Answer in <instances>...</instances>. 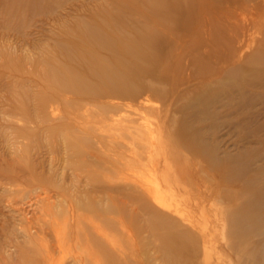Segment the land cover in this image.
<instances>
[{
	"label": "rangeland",
	"instance_id": "374dc122",
	"mask_svg": "<svg viewBox=\"0 0 264 264\" xmlns=\"http://www.w3.org/2000/svg\"><path fill=\"white\" fill-rule=\"evenodd\" d=\"M161 3L0 0V264H264L238 223L264 194V0ZM110 25L159 28L137 91L49 90Z\"/></svg>",
	"mask_w": 264,
	"mask_h": 264
},
{
	"label": "bare ground",
	"instance_id": "6f19581e",
	"mask_svg": "<svg viewBox=\"0 0 264 264\" xmlns=\"http://www.w3.org/2000/svg\"><path fill=\"white\" fill-rule=\"evenodd\" d=\"M187 1L190 2V0H170L169 2L162 0V2L165 3H161L163 5L161 7L159 4H157V6H152L150 4L149 6L152 7L154 15H158L160 12H169L172 9H175L176 11L179 10V12H185L187 10L184 7V2ZM99 28H85L83 34L80 35L81 37L79 36L80 44L83 43L81 45L82 54L80 53L79 58L83 60L87 70L85 69L81 71L69 67L60 68L57 73L51 74L52 77L57 76L58 79H60L59 82L52 84L49 80H47L48 83L45 82L47 83V88L49 90H53L54 87H56L55 85L58 84L65 91L82 97V102L98 98L106 99L111 97V94L124 96L137 91V87L135 84L131 83V79L137 76L139 78V76L151 73L150 69L147 70V68L142 67L140 59L156 61V54L153 53L152 50L154 48L156 50L157 48L156 44L158 43V39L154 33H156L159 28L156 30L155 27H153L155 30H152L153 33L149 32V35L151 36L147 39L140 38L134 40L127 37V35L123 34L119 29L117 30L115 25H110L108 27L99 26ZM104 52H109L112 61V66H109L107 63L109 67L105 71L100 68L103 65L101 58ZM123 57L130 59L129 62L126 63V59ZM126 75H128V78L125 77ZM51 87H53V89ZM43 105L45 104L41 103L40 106H38L42 108ZM124 129H130V127L126 126ZM20 137H25L23 131L18 135V138ZM188 142L190 145L193 144L191 139H189ZM72 144L77 146V143ZM212 170L215 175L222 178L220 180L221 182H230V178L226 176L227 173L225 170L223 171L221 169L220 171H216L217 169L213 167ZM246 206L248 207V212L243 214V220L238 219V223L242 228L243 233L252 235L254 232H257L258 235L255 234V236L260 238V240L264 239V194L256 199L255 203H250ZM158 221L161 224L166 222L164 219H159ZM171 231L174 233L173 235H175V233H177V235H183L185 233H180L178 229L175 232L174 230ZM176 240V242L173 240L169 245L170 248L172 246V251L178 248V245H180L182 241V239ZM187 241L193 242L190 237H187ZM163 242L165 243L162 239V245Z\"/></svg>",
	"mask_w": 264,
	"mask_h": 264
}]
</instances>
